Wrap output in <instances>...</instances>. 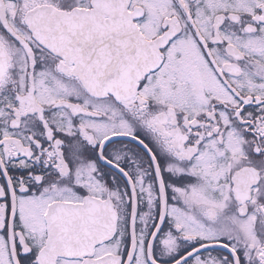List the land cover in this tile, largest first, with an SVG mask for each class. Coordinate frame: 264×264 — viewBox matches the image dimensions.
Wrapping results in <instances>:
<instances>
[{
	"label": "snow or ice",
	"instance_id": "6c2138e0",
	"mask_svg": "<svg viewBox=\"0 0 264 264\" xmlns=\"http://www.w3.org/2000/svg\"><path fill=\"white\" fill-rule=\"evenodd\" d=\"M0 264H264V0H0Z\"/></svg>",
	"mask_w": 264,
	"mask_h": 264
}]
</instances>
